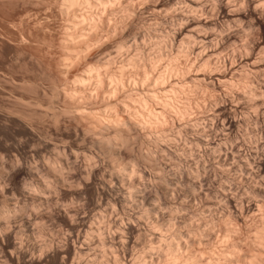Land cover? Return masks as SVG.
Here are the masks:
<instances>
[{
  "label": "rangeland",
  "instance_id": "374dc122",
  "mask_svg": "<svg viewBox=\"0 0 264 264\" xmlns=\"http://www.w3.org/2000/svg\"><path fill=\"white\" fill-rule=\"evenodd\" d=\"M65 1L0 0V264H264V0Z\"/></svg>",
  "mask_w": 264,
  "mask_h": 264
},
{
  "label": "bare ground",
  "instance_id": "6f19581e",
  "mask_svg": "<svg viewBox=\"0 0 264 264\" xmlns=\"http://www.w3.org/2000/svg\"><path fill=\"white\" fill-rule=\"evenodd\" d=\"M97 1H100V2H98L99 4L101 3L102 5H104L103 3V1L102 0H97ZM186 1V0H185ZM64 2V1H63ZM66 3V5H68V6H70V5H72L73 6V4L74 5H78V4H75V3H79V0H66L65 1ZM81 2V1H80ZM83 2H87V4H88V1H84L83 0ZM82 2V3H83ZM122 2H123V0H122ZM194 2V1H193ZM106 3V2H105ZM197 3V2H196ZM89 5V4H88ZM108 8H109V10H112L113 9V7L114 8H116V7H118L117 9H119V11H123L124 12V10H125V7H123L122 6V4H120V2H119V0H108ZM106 5V6H107ZM114 5H117L116 7L114 6ZM198 5V4H197ZM101 6V5H100ZM105 6V7H106ZM185 6H187V5H185ZM75 7V6H74ZM102 7V6H101ZM104 7V6H103ZM105 7H104V9H105ZM189 7H190V5H189ZM193 7V6H192ZM94 8V7H93ZM67 9V8H66ZM85 9V8H84ZM88 9V8H87ZM127 9V8H126ZM196 9V8H195ZM115 10V9H114ZM113 10V11H114ZM115 12V11H114ZM118 12V11H117ZM117 12H115V13H117ZM128 13V12H127ZM113 14V13H112ZM122 14V16H124L123 15V13H121ZM110 15V14H109ZM91 16H92V14H91ZM118 16V15H117ZM122 16H119L120 17V19L122 20ZM126 16V15H125ZM183 16V15H182ZM113 17H115V16H113ZM75 18V17H74ZM82 18V17H81ZM113 19V18H112ZM77 20V19H76ZM98 20V19H97ZM125 20V19H124ZM77 21H80V20H77ZM112 21V20H111ZM100 22V21H99ZM117 22V21H116ZM123 22V21H122ZM95 23H97V24H95ZM101 23V22H100ZM109 23H110V21H109ZM79 24H81V23H79ZM78 24V25H79ZM89 25H90V27L92 26H95V25H98V22H96L95 20H93V19H91L90 20V22H89ZM82 26V25H81ZM118 26V25H117ZM91 27V29L90 30H94V28L95 29H97L96 27L97 26H95V27H93L92 28ZM98 27H99V25H98ZM102 27V26H101ZM107 27V26H106ZM114 29V28H113ZM98 31V30H97ZM89 33H91V32H89ZM110 33V32H109ZM182 33V32H181ZM114 35V34H113ZM90 37V36H89ZM200 37V36H199ZM86 38V37H85ZM205 38H206V36H205ZM101 39V38H100ZM191 39V38H190ZM195 39V38H194ZM72 40H73V38H72ZM86 40V39H85ZM201 40H203V39H201ZM200 40V41H201ZM190 41V40H189ZM188 41V42H189ZM204 41V40H203ZM168 42V41H167ZM183 42V41H182ZM181 42V43H182ZM100 43H101V41H100ZM204 43V42H203ZM84 44V43H83ZM82 44V45H83ZM184 44V43H183ZM195 44V43H194ZM189 45V44H188ZM193 46V45H192ZM119 48H122V47H120V45H119ZM118 49V48H117ZM184 50V49H183ZM191 50V49H190ZM189 51V50H188ZM82 52V51H81ZM80 52V53H81ZM119 52H120V49H119ZM163 52V51H162ZM161 53V52H160ZM83 54V53H82ZM118 54V53H117ZM188 54V53H187ZM109 56V55H108ZM79 57V56H78ZM114 57V56H113ZM116 57V56H115ZM210 59V58H209ZM217 59V58H216ZM110 60V59H109ZM135 60H137V59H135ZM151 60V59H150ZM208 60V59H207ZM100 62V61H99ZM112 62V61H111ZM131 62V61H130ZM150 63L151 62H153V64H152V66L154 65V60L152 59V61H149ZM157 62V61H156ZM144 63V62H143ZM148 64V63H147ZM151 64H150V66H151ZM110 65H111V63H110ZM110 65H108V66H110ZM137 65V64H136ZM139 66V65H138ZM119 67V66H118ZM242 67V66H241ZM120 68V70L118 69V71H119V75L117 76V74H116V76L114 75V76H112L111 74V76H109V79H111L112 80V83L114 82L115 83V88H117V89H124V84H123V80H126V79H124V77L122 76V68H123V66H121V67H119ZM106 69V68H105ZM106 71V70H105ZM108 71V70H107ZM146 71V70H145ZM111 72V71H110ZM96 73V72H95ZM248 73V72H247ZM254 73H255V71H254ZM150 75V74H149ZM257 75V74H256ZM92 76V75H91ZM94 76V75H93ZM102 76V74L100 75V77ZM241 76V75H240ZM147 77H148V75L147 74H145V76H144V78H146L147 79ZM92 78V77H91ZM95 78H96V81H98V80H100V78H98V73L97 74H95ZM163 78L164 77H162V76H157V78H156V81H155V83H158V84H162V83H164L163 82ZM247 78V77H246ZM241 79V78H240ZM248 79V78H247ZM166 80V79H165ZM201 80V79H200ZM146 82H147V80H145ZM145 81H142V82H145ZM245 81V80H244ZM81 82H82V80H81ZM99 82V81H98ZM102 82V81H101ZM133 82H134V80H133ZM145 82V83H146ZM90 83V82H89ZM223 83V82H222ZM142 84H144V83H142ZM141 84V85H142ZM165 84V83H164ZM233 84V83H232ZM86 85V84H85ZM99 85V84H98ZM101 85V84H100ZM133 85H134V83H133ZM208 85V84H207ZM211 85V84H210ZM235 85V84H234ZM158 86V85H157ZM113 87V86H112ZM156 87V86H155ZM114 88V89H115ZM116 89V90H117ZM236 89V88H235ZM248 89V88H247ZM98 90V89H97ZM115 90V91H116ZM134 92V91H133ZM171 93H174L173 91H171ZM97 94V93H96ZM115 94V93H114ZM146 94V93H145ZM165 94V93H164ZM113 95V94H112ZM148 96H149V94H147ZM168 95H170V94H168ZM251 95V94H250ZM254 95V94H253ZM80 96V95H79ZM110 96V95H109ZM157 96V95H156ZM172 96H176V95H172ZM227 96V95H226ZM92 97V96H91ZM147 97V96H146ZM154 97H155V95L152 93L149 97H147V99H151L152 101H153V99H154ZM252 97V96H251ZM254 97H256L255 95H254ZM156 98H158V97H156ZM248 98V97H247ZM146 99V98H145ZM168 99V98H167ZM166 99V100H167ZM251 99V98H250ZM138 100H139V98H138ZM170 100V99H169ZM169 100H167L165 103L163 102V109L164 110H171L170 108H171V103L172 102H170ZM126 101V100H125ZM156 101V100H155ZM253 101V100H252ZM141 104L140 105H142V106H144V105H146L147 104V102H146V104H145V100L144 99H142V100H140L139 101ZM154 102V101H153ZM157 102V101H156ZM137 103V102H136ZM162 103V102H161ZM160 103V104H161ZM248 103V102H247ZM241 104V103H240ZM256 104V103H255ZM258 105V104H257ZM264 105V104H263ZM141 106V107H142ZM172 106H173V104H172ZM234 106V105H233ZM246 106V105H245ZM145 107V106H144ZM147 107V106H146ZM151 108V107H150ZM144 110V109H143ZM258 110V109H257ZM150 110H148V112H149ZM154 111V110H153ZM147 112V111H146ZM178 112H181V113H184V109L183 110H181V111H179L178 110ZM243 112V111H242ZM188 113V112H187ZM90 114V113H89ZM144 114V113H143ZM142 114V115H143ZM158 114V113H157ZM162 114V113H161ZM180 114V113H179ZM185 114V113H184ZM84 115V114H83ZM91 115V114H90ZM89 115V116H90ZM160 115V114H159ZM188 114H186V116H187ZM148 116L151 118V119H153V118H156V120L154 119V121H156L155 123L156 124H158L159 123V121L158 120H160V118H158V117H154L155 116V114H153V113H148ZM181 116H183L182 114H181ZM217 116H218V114H217ZM161 117V116H160ZM164 117V116H163ZM215 117V116H214ZM162 118V117H161ZM130 119V118H129ZM139 119V118H138ZM216 119V118H215ZM227 119V118H226ZM247 119H248V117H247ZM130 121H132L131 119H130ZM224 121V123L223 124H225V122H227V121H225V120H223ZM231 122H232V120H231ZM221 123V124H222ZM119 124V123H118ZM146 124V123H145ZM161 124V123H160ZM212 124V123H211ZM222 124V125H223ZM228 124H229V121H228ZM130 125H132L134 128H140L141 129V125L139 124V123H135V122H131L130 123ZM226 125V124H225ZM121 126V125H120ZM143 126V125H142ZM150 126V125H149ZM160 126V125H159ZM229 126H230V124H229ZM128 127V126H127ZM113 128V127H112ZM129 128V127H128ZM197 128H199V127H197ZM214 128V127H213ZM229 128V127H228ZM114 129V128H113ZM145 129V128H144ZM227 129V128H226ZM151 130V129H150ZM221 130V129H220ZM225 134V133H224ZM120 135V134H119ZM127 135V134H126ZM226 135V134H225ZM199 137V136H198ZM199 138H197V141H200V143L202 142L200 139H202V137L198 140ZM203 140V139H202ZM114 141V140H113ZM197 143H199V142H197ZM231 144V143H230ZM129 145V144H128ZM174 145V144H173ZM197 145V144H196ZM184 149V148H183ZM117 151H119L120 152V149H118ZM178 157V156H177ZM91 158V157H90ZM233 158V157H232ZM226 161V160H225ZM90 162V161H89ZM199 162V161H198ZM244 162V161H243ZM134 168V167H133ZM198 168V167H197ZM218 168V167H217ZM258 168V167H257ZM261 168H262V166H261ZM260 168V169H261ZM137 169V168H136ZM259 169V170H260ZM140 171V170H139ZM261 171V170H260ZM157 173V172H156ZM188 173V172H187ZM194 173V172H193ZM103 177V176H102ZM141 177V176H140ZM106 178V177H105ZM190 178V177H189ZM263 179V178H262ZM133 180V179H132ZM142 180V179H141ZM197 180V179H196ZM199 180V179H198ZM197 180V181H198ZM259 180V179H258ZM195 181V180H194ZM200 181V180H199ZM114 183V182H113ZM157 183V182H156ZM234 184V183H233ZM203 185V184H202ZM201 185V186H202ZM229 186V185H228ZM259 187V186H258ZM255 188H256V186H255ZM260 188V187H259ZM258 190V189H257ZM227 192V191H226ZM140 193V192H139ZM255 193V192H254ZM138 194V193H137ZM141 194V193H140ZM140 194H139V196H140ZM146 194V193H145ZM259 194V193H258ZM257 194V195H258ZM142 195V194H141ZM143 195H144V193H143ZM256 195V194H255ZM260 195L262 196V197H264V189L262 188V189H260ZM167 196V195H166ZM261 196H260V198H261ZM173 197V196H172ZM251 197V196H250ZM258 198V197H257ZM263 199V198H262ZM252 200H254V199H252ZM109 201V200H108ZM110 202V201H109ZM132 202V201H131ZM151 202V201H150ZM158 204V203H157ZM251 206V205H250ZM170 208V207H169ZM112 214V213H111ZM176 215V214H175ZM164 218V217H163ZM171 222V221H170ZM129 223V222H128ZM95 224V223H94ZM186 224V223H185ZM154 225V224H153ZM93 227V226H92ZM176 227V226H175ZM191 228V227H190ZM99 229V228H98ZM200 230V229H199ZM203 230V229H202ZM99 233V232H98ZM194 233V232H193ZM92 234H95L94 233V231H93V233ZM102 234V233H101ZM157 234V233H156ZM161 234V233H160ZM99 235V234H98ZM189 235V234H188ZM97 236V235H96ZM178 237V236H177ZM180 237V236H179ZM176 238V237H175ZM190 238V237H189ZM227 238V237H226ZM92 239V238H91ZM151 239V238H150ZM174 239V238H173ZM182 239V238H181ZM78 240V239H77ZM115 240V239H114ZM186 240V239H185ZM89 241H90V239H89ZM164 241V240H163ZM166 241V240H165ZM171 241V240H170ZM187 241V240H186ZM126 242V241H125ZM124 242V243H125ZM188 242V241H187ZM83 243V242H82ZM121 244V243H120ZM122 244H123V241H122ZM127 244V243H126ZM178 244V243H177ZM102 245V244H101ZM160 246V245H159ZM172 246V245H171ZM176 246V245H175ZM260 246V245H259ZM173 247V246H172ZM190 247V246H189ZM164 248V247H163ZM80 249H81V247H80ZM172 248H170V250H171ZM184 249V248H183ZM234 249V248H233ZM155 250V249H154ZM159 250V249H158ZM231 250V249H230ZM153 251V250H152ZM160 251V250H159ZM175 251H177V250H171V256H174V258H176L177 256V254H176V252ZM234 251V250H233ZM237 251V250H236ZM112 252V251H111ZM116 252V251H115ZM155 252V251H154ZM168 252H170V251H168ZM166 254H167V251L165 252ZM229 253V252H228ZM155 254V253H154ZM168 254H170V253H168ZM188 254V253H187ZM114 255V254H113ZM124 255V254H123ZM257 256V255H256ZM116 257V256H115ZM169 258V257H168ZM178 258V257H177ZM115 259V258H114ZM117 259V258H116ZM114 260V262H117V260ZM143 259V258H142ZM171 260H173V257H171L170 258ZM183 259V258H182ZM181 259V260H182ZM90 260V259H89ZM187 260V259H186ZM91 261V260H90ZM192 261V260H191ZM196 261V260H195ZM227 261V260H226ZM171 262V261H170ZM178 262V261H177ZM180 262V261H179ZM182 262V261H181ZM184 262V261H183ZM201 262V261H200ZM199 262V263H200ZM117 263H119V262H117ZM143 263V262H142ZM190 263V262H189ZM150 264H151V262H150ZM175 264V263H174ZM183 264V263H182ZM185 264V263H184ZM190 264H193V262L192 263H190ZM196 264V263H195ZM204 264V263H203ZM253 264V263H252ZM263 264V263H262Z\"/></svg>",
  "mask_w": 264,
  "mask_h": 264
}]
</instances>
